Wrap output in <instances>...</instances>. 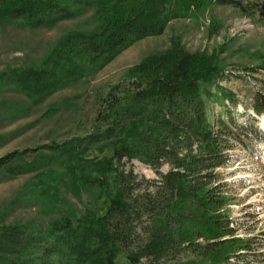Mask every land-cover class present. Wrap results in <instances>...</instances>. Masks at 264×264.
<instances>
[{
	"label": "trees",
	"instance_id": "1",
	"mask_svg": "<svg viewBox=\"0 0 264 264\" xmlns=\"http://www.w3.org/2000/svg\"><path fill=\"white\" fill-rule=\"evenodd\" d=\"M216 6L264 23L261 4L251 0H0V27L80 25L38 65L0 73V92L27 98L13 114L26 116L56 93L89 83L128 45ZM224 47L192 51L174 35L168 48L149 54L96 98L85 135L40 145L32 161L24 159L27 149L1 157V180L32 174L27 195L50 228L46 236L4 221L0 264H117L120 252L129 264H232L231 258L251 253L255 238L241 236L233 223L221 168L237 144L252 152L251 140L264 142V130L255 116L239 123L233 115L240 99L222 81L239 65ZM243 69L262 72L264 63ZM214 106L222 110L216 114ZM251 106L264 113L263 91ZM56 113L49 108L42 117ZM20 133L0 135V146ZM134 159L158 177L126 169L125 160ZM91 188L106 196L102 212L77 206Z\"/></svg>",
	"mask_w": 264,
	"mask_h": 264
},
{
	"label": "rangeland",
	"instance_id": "2",
	"mask_svg": "<svg viewBox=\"0 0 264 264\" xmlns=\"http://www.w3.org/2000/svg\"><path fill=\"white\" fill-rule=\"evenodd\" d=\"M251 1L262 6L264 0ZM213 23L220 24L221 29H210ZM77 27L80 25H76L74 21L61 23L52 30L0 27V73L27 63L38 65L63 35ZM174 35L182 36L186 47L192 51L213 52L224 44L226 54L232 55L230 60L239 65L235 69L236 74L222 81L240 99L239 111L233 115L239 123L255 116L256 125L264 130V113L257 115L251 106L255 93L259 90L264 92V71L243 69L245 66L264 63V23L254 21L248 15H238L230 7L216 6L202 15L177 22L162 36L148 37L128 45L101 71L94 73L89 83L56 93L26 116L17 117L13 114L14 110L28 105L29 100L14 91H1L0 135L16 130H21L22 133L0 146V158L27 149L24 159L32 161L38 154L34 148L40 145L85 135L90 129L96 98L106 92L111 84L130 77L133 68L149 54L168 48L170 38ZM49 108L57 109V115L43 118V113ZM214 108L216 114L222 110L219 106ZM250 142L252 152L242 144H237L229 153V162L221 168L222 179L228 184L227 190L233 197L230 206L233 223L241 236L255 238L251 253L231 258L232 264H264V142L258 143L254 139ZM125 168L133 169L147 178L158 177L154 169L138 159L125 160ZM168 170L169 165L162 167V171ZM32 178V174H23L15 178L0 179V213L3 216L4 211H9L3 216L6 220L0 224L5 221L30 226V231L47 236L50 221L46 224V214L40 210L33 197L27 195ZM17 199L21 200L15 203ZM82 200L81 205L77 204L78 208L85 206L99 212L108 203L106 196H100L96 188L86 190ZM55 260L59 263L57 258ZM116 262L129 264L123 252L118 254Z\"/></svg>",
	"mask_w": 264,
	"mask_h": 264
},
{
	"label": "water",
	"instance_id": "3",
	"mask_svg": "<svg viewBox=\"0 0 264 264\" xmlns=\"http://www.w3.org/2000/svg\"><path fill=\"white\" fill-rule=\"evenodd\" d=\"M262 12L264 13V1L262 3Z\"/></svg>",
	"mask_w": 264,
	"mask_h": 264
},
{
	"label": "bare ground",
	"instance_id": "4",
	"mask_svg": "<svg viewBox=\"0 0 264 264\" xmlns=\"http://www.w3.org/2000/svg\"><path fill=\"white\" fill-rule=\"evenodd\" d=\"M264 128V127H263Z\"/></svg>",
	"mask_w": 264,
	"mask_h": 264
}]
</instances>
